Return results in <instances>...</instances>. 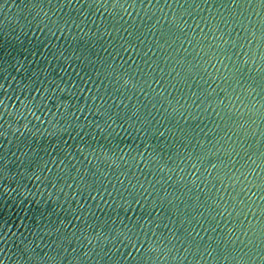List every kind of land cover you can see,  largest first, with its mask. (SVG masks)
<instances>
[{
    "label": "water",
    "instance_id": "obj_1",
    "mask_svg": "<svg viewBox=\"0 0 264 264\" xmlns=\"http://www.w3.org/2000/svg\"><path fill=\"white\" fill-rule=\"evenodd\" d=\"M0 264H264V0H0Z\"/></svg>",
    "mask_w": 264,
    "mask_h": 264
}]
</instances>
